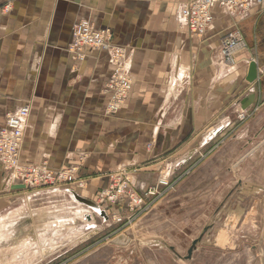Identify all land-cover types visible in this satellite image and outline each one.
Wrapping results in <instances>:
<instances>
[{
  "label": "crops",
  "instance_id": "0c3cea01",
  "mask_svg": "<svg viewBox=\"0 0 264 264\" xmlns=\"http://www.w3.org/2000/svg\"><path fill=\"white\" fill-rule=\"evenodd\" d=\"M189 1L15 0L4 13L6 0H0V129L8 112L24 105L31 111L21 163L47 161L57 169L83 159L80 175L102 191L106 174L121 165L140 167L132 182L141 191L148 185L140 182L142 167L152 164L145 172L157 174L196 132L226 123V117L216 120L223 110L242 113L258 99L264 103V0L244 11H216L202 37L180 23V8ZM79 20L111 29L114 44L127 50L133 84L114 116L105 112L107 53L89 50L76 62L67 52ZM233 31L246 49L229 66L219 45ZM251 61L258 79L248 84ZM14 186L0 171V200L22 190ZM85 210H77L83 218L90 215Z\"/></svg>",
  "mask_w": 264,
  "mask_h": 264
},
{
  "label": "rangeland",
  "instance_id": "374dc122",
  "mask_svg": "<svg viewBox=\"0 0 264 264\" xmlns=\"http://www.w3.org/2000/svg\"><path fill=\"white\" fill-rule=\"evenodd\" d=\"M223 117L233 124L207 146L200 148V142L213 126L196 132L178 156L160 164L157 174L145 172L152 164L142 167L140 182L148 184L144 190L168 173L174 185L156 200L133 186L144 198L134 212L128 211L127 199L120 207L112 205L106 190L90 183L82 189L32 187L1 199L0 264H264V103L258 99L242 113L223 110L216 120ZM194 148L199 152L175 171L180 157ZM82 160L74 166L84 179ZM104 178L108 189L107 174ZM68 188L76 194L81 190L79 195L108 212V219L76 201ZM81 208L90 215L83 218L77 211ZM118 216L126 219L116 224L112 217ZM209 225L192 258L185 260L192 242ZM122 235L124 243L114 242Z\"/></svg>",
  "mask_w": 264,
  "mask_h": 264
},
{
  "label": "built area",
  "instance_id": "2783aa9c",
  "mask_svg": "<svg viewBox=\"0 0 264 264\" xmlns=\"http://www.w3.org/2000/svg\"><path fill=\"white\" fill-rule=\"evenodd\" d=\"M14 1L6 0L1 8L2 12H10ZM262 1L191 0L180 8L179 20L188 32L202 37L213 24L216 11H244L250 4L262 5ZM113 37L110 29H95L88 20H79L73 25L72 41L68 46V52L76 62H83L89 50L107 53L112 67L104 87V92L109 96L106 106L108 115L118 113L121 105L127 100L133 84L126 65L127 50L123 46L114 44ZM220 42L224 63L234 66L237 51L244 46L242 38L233 31L221 37ZM30 112V108L24 105L6 114L5 123L0 129V171L6 174L11 185L21 184L25 186V189H32V187L59 189L63 184L85 188L88 183L78 175L80 170L78 165L55 170L48 165L47 161L39 164L21 163L20 149ZM136 171V169L133 171L131 168L120 166L107 174L110 185L106 189L105 197L110 204L120 207L127 199L128 211L134 212L136 208L140 209L144 205L143 195L156 200L173 188L174 184L167 179L168 173L159 177L155 185L145 189L142 196L138 195L133 192V182L130 179V174ZM125 219L122 216L112 217L116 224H121Z\"/></svg>",
  "mask_w": 264,
  "mask_h": 264
},
{
  "label": "water",
  "instance_id": "95a60500",
  "mask_svg": "<svg viewBox=\"0 0 264 264\" xmlns=\"http://www.w3.org/2000/svg\"><path fill=\"white\" fill-rule=\"evenodd\" d=\"M258 79L257 76V64L254 61H251L250 65H249V69L247 72V76H246V82L249 83H253ZM229 123H221V125H219L216 128H212L210 130L207 131L205 137L203 138V140L200 142V148H203L205 146H207V144H209L210 142H212L215 138L218 137V135L221 134V132L223 130L226 129V127H228ZM199 151L197 149H192L190 150L185 156L181 157L178 162L175 165V171L178 170V168L183 167L185 164H187L192 158L193 156H195ZM14 189H25L24 185L18 184L16 186H14ZM68 193L72 195V197L82 203L83 205H85L86 207H88L91 211L96 212L99 216H101V218H103V220L106 221V219H108V215L107 212H104L99 205H97L93 200H89L87 198H83L81 197L79 194H76L74 191L67 189ZM211 228V226L209 225L208 227H205L203 229V231L201 232V234L195 238V240L192 242L191 246L188 248L187 250V256L184 257L185 260H190L192 258V253L195 251L197 245L202 241L203 236L209 231V229ZM114 242H117L119 244L124 243V236H120L118 239H116ZM171 250L173 251V248H171Z\"/></svg>",
  "mask_w": 264,
  "mask_h": 264
},
{
  "label": "bare ground",
  "instance_id": "6f19581e",
  "mask_svg": "<svg viewBox=\"0 0 264 264\" xmlns=\"http://www.w3.org/2000/svg\"><path fill=\"white\" fill-rule=\"evenodd\" d=\"M238 47H239V46H238ZM220 48L223 49V48H222V45H221V42H220ZM163 176H164V175H163ZM80 192H81V191H80ZM74 201H75V200H74ZM86 208H87V207H86ZM87 209H88V208H87ZM83 210H84V209H83ZM86 211H87V210H85V213H87ZM89 211H90V210H89ZM80 212H81V211H80ZM105 212H106V211H105ZM107 213H108V212H107ZM88 214H89V213H88ZM87 216H88V215H87ZM1 219H2V218H1ZM1 221H2V220H1ZM1 221H0V222H1ZM1 225H2V223H1ZM1 225H0V227H1Z\"/></svg>",
  "mask_w": 264,
  "mask_h": 264
}]
</instances>
